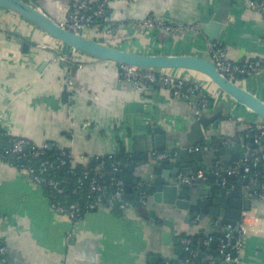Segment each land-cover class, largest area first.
Here are the masks:
<instances>
[{"label": "crops", "instance_id": "1", "mask_svg": "<svg viewBox=\"0 0 264 264\" xmlns=\"http://www.w3.org/2000/svg\"><path fill=\"white\" fill-rule=\"evenodd\" d=\"M29 1L54 22L62 23L76 0ZM88 1L95 4L99 0ZM147 17L174 26L199 24L200 28L174 33L160 28L146 29L140 22ZM103 19V23L84 36L130 52L170 56L205 55L210 40L203 34V28L221 21L216 41L225 48L230 61L264 62V18L247 8L245 0H114ZM108 29L113 32L106 33ZM12 32L34 44L29 43L27 51H23ZM70 51L20 16L0 10V130L6 136L70 150L77 157V165L118 155L123 147L125 153L139 160L131 167L132 178L138 180L146 174L147 167L151 168L146 165L151 159L150 152L172 149L176 145L170 139L187 135L194 119L218 114L206 138L223 140L224 144L242 138L248 143L247 135L251 131L247 124L258 122L251 111L199 73L167 71L197 82L202 88L210 106L197 117L198 97L191 100L182 94L175 98L170 91L155 87L138 92L122 80L117 64ZM58 54L69 55V62L56 60ZM67 76L71 91L64 101ZM236 84L264 102V72L242 76ZM156 136L163 138L159 145ZM255 144L248 151L256 157L263 152L264 144L260 141ZM213 157L204 154L200 161H195L184 156L183 162L197 164L198 172L205 166L207 170L215 166L225 170L226 164L210 162ZM242 175L223 178L230 184V190H235L248 177ZM153 177L158 179L159 175L154 173ZM257 184L248 179L241 192ZM135 192L133 187L131 194ZM258 192L254 190L253 196ZM252 200L253 208L246 211L244 224L248 233L238 256L242 260L240 264H264V200ZM116 211L101 208L85 212L79 221L72 223L52 209L50 198L32 183L26 171L0 161V244L7 248V264L172 262L173 243H162L163 234L169 232L167 226L151 225L129 210ZM186 215L165 207L157 212L164 222L174 224L177 238L191 237L196 242L197 258L205 261L210 256L205 262L223 264L217 257V246L213 247L212 241L205 246L204 242L214 235V228L221 233L226 225L218 220L199 223L192 220L187 224Z\"/></svg>", "mask_w": 264, "mask_h": 264}, {"label": "water", "instance_id": "2", "mask_svg": "<svg viewBox=\"0 0 264 264\" xmlns=\"http://www.w3.org/2000/svg\"><path fill=\"white\" fill-rule=\"evenodd\" d=\"M0 10H6L20 16L67 48L96 60L141 69L166 71L167 74H169L167 71L171 70H186L199 73L207 77L228 97L251 111L258 118V122L247 124V128L251 131L247 135L248 143L245 138H242L239 142H229L227 144H224L223 140L207 139L206 136H210L209 128L217 119L218 114L211 118L202 116L199 120L194 119L192 121L187 135L183 134L178 138L170 139L176 145L174 146L175 148H172L173 150H178L176 153L170 154L166 159H150L147 161L146 165L151 166V168L147 167V172L143 178L134 180L132 178V168L123 174L116 173V177L121 178L125 184V194L129 206L127 210L132 211L137 218L146 220L151 225L160 227L164 224L169 228L168 234L165 233L162 236V243L168 244L172 242L174 245L175 255L171 258L172 264H186L184 262L185 254L181 239L175 235L174 224L164 222L162 218L157 216L158 210H162L164 207L187 213L185 216L187 224L192 220H195L196 223L203 220L206 222L218 220L224 225L232 226L234 228L233 243L241 235L242 238L246 237L240 232L241 213L253 208L254 202L252 199H258L253 194L254 190H259V184L253 186L250 190L241 192L243 185L248 184V177H245L243 183L238 184L235 190H230V184L222 185L220 179L226 176L234 179L235 176L228 175V171H231L235 166H238L239 173L243 174V168L246 165L244 161L255 157V154H249L248 150H253L256 146L254 138L255 126L264 124V102L238 84L221 76L208 59L207 52L205 55L198 56L148 55L130 52L98 43L84 35L74 34L61 28V23L54 22L30 1L0 0ZM221 27V21L213 22L203 28V34L210 41H216ZM12 35L14 36V41L25 52L29 43L34 44V42H29L27 38L18 33L12 32ZM182 92L186 94L185 91ZM162 139V136L155 137L158 145ZM201 144L212 147V153L208 155L211 156L213 154L214 157L210 159V162L226 164V170L221 172L218 177H214L205 166L201 168L206 173L205 179H196L191 186L179 184L177 181L179 175L189 176L188 171H192V175L197 174L199 170L197 164L188 162L184 164L183 159L184 156H190L193 160L200 161L204 153L202 151L190 153L189 149ZM260 144H264V141H260ZM158 145L157 147H162ZM165 151L168 152V149ZM19 163L21 164L22 160ZM154 173L159 175L158 179L153 177ZM133 187L136 188V192L131 194ZM64 218L68 220L66 217ZM213 230L214 234L218 233L215 228ZM224 230H226V227ZM211 244L216 248L217 242L215 240ZM201 254L199 252V256ZM231 255L232 257L236 256L234 252ZM217 257L221 259L219 255ZM206 263L208 264V262ZM240 263H242V260L238 261V264Z\"/></svg>", "mask_w": 264, "mask_h": 264}, {"label": "built area", "instance_id": "3", "mask_svg": "<svg viewBox=\"0 0 264 264\" xmlns=\"http://www.w3.org/2000/svg\"><path fill=\"white\" fill-rule=\"evenodd\" d=\"M114 0H99L95 4H91L88 0H76L72 3L69 15L67 19L60 24V27L68 30L74 34L84 35L88 30L97 26V21L103 18L106 14L107 7ZM245 6L264 18V0H245ZM146 29L160 28L168 33H174L176 31H183L187 29H199V24H194L191 27L188 26H174L166 24L162 20H157L152 17H147L140 22ZM113 29L106 30V33L110 34ZM45 49V47H41ZM71 50V49H70ZM72 53L76 52L71 50ZM206 52L208 59L215 66L216 71L229 81L236 83V81L242 76L258 75L264 72V62L261 60H254L245 63L232 62L227 58L226 50L217 41H208L206 43ZM77 53V52H76ZM67 55H57L56 60L59 62H69ZM119 75L126 83H130L138 92L145 91L150 88H164L170 91L171 95L175 98H180L183 95L187 97H198L197 109L195 116L199 117L200 111L208 109L210 106L208 99L204 95L202 88L197 82L187 80L180 77H175L171 74H167L166 71L141 69L131 67L127 65H118ZM66 92H70V80L69 76L66 77ZM182 91H185L184 94ZM255 130V141H264V124L257 125ZM47 147V143L42 145H34L27 140L13 139L10 141L8 148L0 151V161L5 162L7 157H14L16 160H25L26 158H39L44 155V150ZM202 151L204 154L212 153V148L207 145H197L189 149V152ZM176 153V150L169 149L167 151L150 152L151 160L166 159L170 154ZM101 158V157H98ZM95 158V159H98ZM58 164H54L48 160H42L37 166L22 167L24 171L30 176L34 185L42 188H46L47 196L51 200L52 209L62 218L66 217L70 222L75 223L81 219L85 212L94 211L101 208L115 209L120 212L126 211L128 201L125 194V184L121 178L109 177L107 184H102L104 174L101 173V165L95 169H90L88 164L81 165V169L75 179V191L83 192L85 195V205L79 201H68L57 199V196H61L66 193L65 182L60 179H56L51 176L55 169L74 168L77 157L70 150H62L57 158ZM243 168V177L246 175L253 182L259 184V192L257 197L264 200V150L263 152L247 161ZM257 168L258 172L251 175L250 170ZM226 170V169H225ZM219 166L212 167L209 173L218 177L221 172L225 171ZM228 175L239 176L238 166H235L231 171H228ZM206 173L203 171L197 172L196 175L182 176L179 175L177 181L179 184H185L191 186L196 179H205ZM222 185L226 184L225 178H221ZM142 202V201H141ZM246 211L241 213V234L247 235V229L245 228ZM196 222V221H195ZM234 228L230 225H226V230L221 232V236L215 238L209 237L205 242V246L213 240L217 242L216 253L221 257L223 264H238L239 253L244 247V238L239 236L235 242ZM181 242L184 247L185 263L196 264L195 258L197 251L191 246L189 238H182ZM236 254L232 257L231 253ZM207 260L210 256L206 257ZM205 260V261H207ZM0 264H7V248L0 244ZM162 264H171L170 261H163Z\"/></svg>", "mask_w": 264, "mask_h": 264}, {"label": "trees", "instance_id": "4", "mask_svg": "<svg viewBox=\"0 0 264 264\" xmlns=\"http://www.w3.org/2000/svg\"><path fill=\"white\" fill-rule=\"evenodd\" d=\"M24 1H29V0H24ZM105 17V16H104ZM103 17V18H104ZM101 18L100 20L97 21V23H103L104 19ZM106 20V19H105ZM103 21V22H102ZM68 99V94L65 92L64 96H63V100L66 101ZM12 139L9 138L8 136L5 135L3 130H0V151H2L5 148H8L10 141ZM62 150L65 149H57L55 146L47 143V147L44 150V155L42 157L39 158H29V159H25L22 160V163L20 164L19 161L20 160H16L14 157H7L6 162L17 166L19 168L22 167H27V166H37L42 160H48L50 162H52L54 164V166H56L58 164V156L60 154V152ZM139 162L138 158L125 153V151L123 150V147H121L120 152L118 153V155H114V156H105V157H101L98 159H93L90 163H88V167L90 169H95L97 168L99 165H101V173L104 174V178H103V182L102 184H107V180L109 177H116V173H125L129 168L133 167L134 165H136ZM81 169V165H74V168H63V169H55L51 176L56 178V179H60L63 180L65 182V186H66V193L61 195V196H57V199H61V200H68V201H79L81 204L85 205V195L83 192H78L75 191L73 193V190L75 189V179L77 174L79 173ZM258 172L257 168H253L250 170V174L253 175L255 173ZM227 182L229 183V179H227ZM45 191V193L47 194V190L46 188H42ZM118 212V211H116ZM213 237L217 238L219 236H221L220 233L214 234L212 235ZM191 240V246L193 248L197 249V245L196 242L191 238L188 237ZM196 264H207L205 261H202L201 259L195 258ZM209 264V263H208Z\"/></svg>", "mask_w": 264, "mask_h": 264}, {"label": "rangeland", "instance_id": "5", "mask_svg": "<svg viewBox=\"0 0 264 264\" xmlns=\"http://www.w3.org/2000/svg\"><path fill=\"white\" fill-rule=\"evenodd\" d=\"M71 52V51H70ZM74 53H76V52H74Z\"/></svg>", "mask_w": 264, "mask_h": 264}]
</instances>
